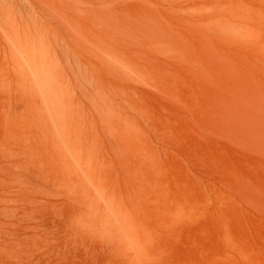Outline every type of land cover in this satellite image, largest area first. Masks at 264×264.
Wrapping results in <instances>:
<instances>
[{
  "label": "bare ground",
  "instance_id": "1",
  "mask_svg": "<svg viewBox=\"0 0 264 264\" xmlns=\"http://www.w3.org/2000/svg\"><path fill=\"white\" fill-rule=\"evenodd\" d=\"M219 136L255 158L212 212L198 170ZM239 204L264 215V0H0L8 260L151 264Z\"/></svg>",
  "mask_w": 264,
  "mask_h": 264
},
{
  "label": "rangeland",
  "instance_id": "2",
  "mask_svg": "<svg viewBox=\"0 0 264 264\" xmlns=\"http://www.w3.org/2000/svg\"><path fill=\"white\" fill-rule=\"evenodd\" d=\"M190 1L191 0H189V2ZM231 51L233 54L238 53L232 49ZM234 63L233 68L238 67L245 69L242 67L240 60L235 59ZM221 79L222 78H219V82ZM210 99L211 96H205L203 98L204 101ZM211 142L215 143L217 146V153H219L218 159L217 161H213L207 158L206 165L204 169L201 170L203 172H200V169L198 172L199 174H204V176L200 174L205 181L204 194H207V197L210 198V200L206 202L205 207L207 206L210 211L214 212L216 206H219L220 212L224 206L222 203L223 200H229L231 197V193L226 188L227 184H229V181L232 179L230 174L249 170L247 161L250 160L251 157L255 158V156L246 153L245 149L221 136L212 139ZM187 162L189 163L188 160ZM191 164L192 160H190L189 165ZM218 197L219 202L216 200ZM241 204L238 205L239 212L244 217L237 216L228 218L226 220V232L221 228V219H219V230H213V226L209 225L210 220L208 219L204 220L198 217L187 219L185 227L175 232L172 239L173 247L171 250H164L161 255V260L155 263L152 262L151 264H264V215L254 209L244 207V205ZM42 247H40V249ZM33 249L35 250V248ZM42 250L44 251L45 248H42L40 252H38V250L36 252L34 251L35 255L42 253ZM108 253L107 255H109ZM31 254L34 255L33 252H31ZM82 254L81 249H77L76 256L78 259L75 261V264H93L95 262L91 261V259L89 260L90 262L84 261L85 258ZM100 256L104 257L102 253H99V255L97 254L99 260L101 258ZM110 257L111 255H109V258ZM113 257L115 259V255ZM113 257L111 258L113 259ZM104 258L107 257L105 256ZM95 259L96 258H92V260ZM99 260L96 259V262ZM102 260H104V264H106V259ZM112 261L108 262L111 264L113 263ZM124 262L125 259L122 263L128 264L126 263L127 261ZM0 264H23V262L16 257L8 260L3 251H0ZM97 264H100V262ZM101 264H103V262H101Z\"/></svg>",
  "mask_w": 264,
  "mask_h": 264
}]
</instances>
